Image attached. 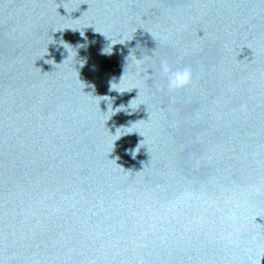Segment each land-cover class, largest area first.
Instances as JSON below:
<instances>
[{
  "label": "water",
  "instance_id": "95a60500",
  "mask_svg": "<svg viewBox=\"0 0 264 264\" xmlns=\"http://www.w3.org/2000/svg\"><path fill=\"white\" fill-rule=\"evenodd\" d=\"M0 264H264V0H0Z\"/></svg>",
  "mask_w": 264,
  "mask_h": 264
},
{
  "label": "clouds",
  "instance_id": "9594fccd",
  "mask_svg": "<svg viewBox=\"0 0 264 264\" xmlns=\"http://www.w3.org/2000/svg\"><path fill=\"white\" fill-rule=\"evenodd\" d=\"M115 45V44H114ZM104 52V51H103ZM105 53V52H104ZM105 54H111L105 53ZM68 56V55H67ZM159 76L162 80V88L169 93H175L181 89L186 88L191 84L193 80V71L190 66H173L169 64L167 60H161L159 69ZM123 75V73H122ZM121 75V77H122ZM120 77V79H121ZM118 82L110 83V91L114 90V84H119ZM127 92V91H125ZM124 93V92H123ZM135 99V98H133ZM131 101V100H130ZM129 101V103H130Z\"/></svg>",
  "mask_w": 264,
  "mask_h": 264
}]
</instances>
